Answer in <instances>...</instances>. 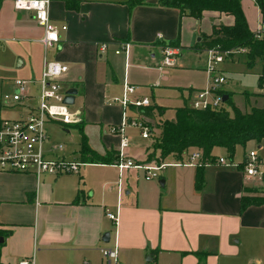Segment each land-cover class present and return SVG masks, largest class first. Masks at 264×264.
Segmentation results:
<instances>
[{"label":"crops","instance_id":"crops-1","mask_svg":"<svg viewBox=\"0 0 264 264\" xmlns=\"http://www.w3.org/2000/svg\"><path fill=\"white\" fill-rule=\"evenodd\" d=\"M131 1L52 0L50 20L66 29L59 30L55 46L45 49L43 29L32 15L16 11L11 0H0V41H16L12 51L18 73L37 80L44 61L66 63L63 83L78 89L80 106L76 109L82 113L79 125L86 142L96 153L114 159L83 161L80 140L76 144L68 137L71 126L79 128L78 124L49 123L46 146L64 145L61 152L49 156L79 159L83 164L78 173L43 174L38 179L31 173L0 171V233L5 234L0 241L2 262L17 264L19 258L34 255V264H105L101 248L116 247L118 264H264V203L243 209L240 204L250 177L239 165L246 155L221 163L216 158L227 159L225 150L215 147V159L203 163L200 188L194 183L197 164L175 163L195 148H189L182 158L166 156L157 180L146 179L142 168L120 169L115 164L119 136L109 133V127L120 124L123 110L111 99L120 95L124 80L137 86L133 96H144L138 84L154 86L162 79L156 68L161 45L175 42L181 54L184 47L199 48L213 24L232 23L227 14L204 12L196 19L161 6L157 0ZM205 16L210 21L205 22ZM103 42L110 45L100 53ZM118 42L130 43L128 57L114 52ZM131 57L149 59L151 66H131ZM194 73L186 84L177 85L187 92L181 96L184 104L189 105L194 91L206 84V80L197 81ZM223 91L231 93L224 86ZM255 93L263 95L264 88ZM141 111L146 118H140L148 122L155 114L152 106ZM162 112L158 110L159 115ZM57 127L67 141L54 138ZM154 130L160 131L158 125ZM158 156L155 151L152 159ZM152 159L134 160L152 163ZM106 210L117 215L115 223ZM106 231L108 240L102 238Z\"/></svg>","mask_w":264,"mask_h":264},{"label":"built area","instance_id":"built-area-1","mask_svg":"<svg viewBox=\"0 0 264 264\" xmlns=\"http://www.w3.org/2000/svg\"><path fill=\"white\" fill-rule=\"evenodd\" d=\"M16 11H25L32 15L36 23L43 29L42 42L45 49L55 46L59 42V30L66 29L65 25L57 27L52 24L49 17V5L52 0H11ZM257 38L264 37V16L261 14L257 28L253 29ZM115 53L124 52L128 57L130 43L118 42ZM110 43L99 45L100 53H105ZM207 55V63L204 67L207 73V84L194 91L190 107L198 110L219 109L223 106L224 94L222 85L226 81L218 65L230 54L244 52V48L235 50H223L219 46L203 49ZM161 60L156 66L160 74L165 69L177 64L180 48L176 45L165 43L161 45ZM68 65L59 60L44 61L40 77L37 80L16 78L13 80L11 91L1 95V104L16 107L12 117L0 116V171H17L33 174L37 179L43 174L60 175L66 173H78L83 162L79 159H67L61 155L49 156L51 152H61L64 145L60 142L49 146L48 124L56 122L61 125H76L82 121V113L79 109L70 110L69 104L64 102L66 96L62 88ZM155 84H159L157 80ZM137 86L124 80L120 95L111 99L112 103H118L122 107L121 122L117 126H110L109 133L119 136L118 158L115 164L120 168L138 167L144 170L146 179L157 178L160 169L166 162H137L129 157H124L122 150L129 146L130 139L125 133L127 127L139 129L142 138H149L152 129L142 119L128 116L126 111L130 107L139 110L150 106V100L146 96H133ZM221 163L232 162L225 157H217ZM175 163L202 164L201 152L194 150L186 159ZM205 163V162H203ZM243 169L247 176L261 178L263 175L262 160L255 150H250L243 159ZM106 216L115 223L117 215L109 210ZM102 255L106 264H118L117 248L102 247ZM17 264H34V255L24 256L18 259Z\"/></svg>","mask_w":264,"mask_h":264},{"label":"trees","instance_id":"trees-1","mask_svg":"<svg viewBox=\"0 0 264 264\" xmlns=\"http://www.w3.org/2000/svg\"><path fill=\"white\" fill-rule=\"evenodd\" d=\"M143 1L132 0L131 3ZM157 3L161 6L176 8L181 14H187L196 19H200L204 12L232 16L230 24H213L211 33L200 42V44L203 43L201 47L204 49L217 45L223 50L244 48L243 53L248 59V65H252L257 59L260 60L261 70L257 77V84L259 88H264V37L255 36L252 24L245 14L242 0H157ZM255 3L264 16V0H255ZM68 7H72L69 2ZM171 44L177 45L175 42ZM254 95L264 96L260 93H254ZM224 103H230L229 94ZM159 110L163 111V109ZM77 127L81 135L79 152L83 161H114V159H108L107 155L103 156L93 151L86 142L82 127L79 124ZM158 127L160 131L152 145L154 152L146 161L154 158L155 151H158L160 159L152 160L161 162L170 154L176 158H182L189 148H197L201 152L202 164L196 166L194 183L196 188H200L204 182L203 162L215 159L212 154L215 147L223 148L227 159H233L238 145L244 146L250 140L258 143L264 140V104L253 106L249 111H241L233 107L232 112L224 104L219 109L204 110L194 109L184 104L175 109L173 120H163ZM239 165L243 167V161ZM245 187L240 196L241 209L250 204L264 203V191L256 193V187H247V191L253 190L255 193L246 194ZM0 235L5 234L1 232ZM1 244L2 242L0 247ZM0 264H4L1 258Z\"/></svg>","mask_w":264,"mask_h":264},{"label":"rangeland","instance_id":"rangeland-1","mask_svg":"<svg viewBox=\"0 0 264 264\" xmlns=\"http://www.w3.org/2000/svg\"><path fill=\"white\" fill-rule=\"evenodd\" d=\"M248 4H251L252 6L250 8H247L246 6ZM243 6L246 10L251 24L253 25L252 28L256 29L258 21L260 19L257 4L255 2H252L251 0H244ZM210 19V16H205L204 21L208 22L210 21ZM219 23L223 22L219 21L218 24ZM15 43L16 41L10 40L0 41V104L1 95L5 92L11 91L13 80L22 76L18 73L19 70L14 66L15 55L14 51H12V48L14 47ZM202 44H200L199 48H202ZM199 48H182L181 54L178 56L179 59H177V65L165 69V73L161 74L162 79L158 85L146 87L145 84H138V87H141V90H139L138 92L149 98L150 106H152L155 111V114L149 117L150 121L154 122L158 119L173 120L175 118V109L184 104V101L181 97L182 94L187 95V92H183L182 89H179L177 87V85L186 84L183 82L192 79L193 72H195L194 77L197 81L207 80V73L205 69H201L202 67L206 66L207 55L204 50H201ZM247 61L248 59L243 52L235 51L234 53L230 54V56L226 57L224 61L218 65V68L222 71L223 75L226 78V81L222 85V89L224 86L225 89L231 92L228 93L230 95V103H224V106L227 107L230 112L233 111V107L241 111H249L253 106H261L262 104H264V98H258L254 95L255 92H260V88L257 84V77L261 70V62L259 59H257L252 65H248ZM130 62L132 63L131 66L145 68L150 67L151 65L149 64L152 61L149 59L131 57ZM167 78L168 81H166ZM207 82L208 81H206V84ZM69 86L70 84L68 82L62 83L63 90L68 89ZM79 106V97L75 95V101L73 104H69V109L73 111ZM159 109H163V112L160 115L158 113ZM14 112H16V107L2 105L0 108V116L4 118L12 117L14 115ZM126 113L128 116H132L133 118L141 119V116L146 118V115L137 108H129L127 109ZM144 121L153 130V134L151 133L149 136L151 139H143L141 137L139 129L134 127H127L125 129V133L129 137L130 142L129 146L122 150L123 154L125 155L124 157H129L131 159L133 158L137 160H145L148 159V157L154 152L152 145L155 142V138L159 134L158 130L154 129H156L158 124L153 122L151 123L150 121L148 122L146 120ZM59 131V127H57L56 131L52 132V135L54 136V138L60 139L65 142V134ZM68 137H72L73 142L77 144L81 139L78 128L71 126ZM195 150L198 149L195 148ZM250 150H255L257 152L258 156L263 162L262 170L264 172V140L260 143L256 142L255 140H250L244 146L238 145L236 147L233 159H243L244 155H246ZM217 153L223 155V152L220 150H218ZM156 159L158 160L160 159V157ZM263 176L261 178L253 176L247 178L244 185L246 186L244 188V193H255V191L253 190L247 191V187H256V193L263 192ZM1 236L2 235H0V237Z\"/></svg>","mask_w":264,"mask_h":264},{"label":"water","instance_id":"water-1","mask_svg":"<svg viewBox=\"0 0 264 264\" xmlns=\"http://www.w3.org/2000/svg\"><path fill=\"white\" fill-rule=\"evenodd\" d=\"M65 93H66V96L64 98V102L67 103V104H73L74 103V97H75V95H77L78 89L75 88V87H69L68 89H66ZM227 98H228V95L227 94H223L222 101L225 102L227 100ZM159 182L162 183L163 180L161 179V180H159ZM102 238L104 240H108L109 232L106 231L103 234ZM2 240H3V236L0 237V241H2Z\"/></svg>","mask_w":264,"mask_h":264}]
</instances>
